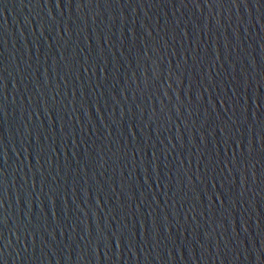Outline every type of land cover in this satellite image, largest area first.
Masks as SVG:
<instances>
[{"label":"water","instance_id":"water-1","mask_svg":"<svg viewBox=\"0 0 264 264\" xmlns=\"http://www.w3.org/2000/svg\"><path fill=\"white\" fill-rule=\"evenodd\" d=\"M0 264H264V0H0Z\"/></svg>","mask_w":264,"mask_h":264}]
</instances>
